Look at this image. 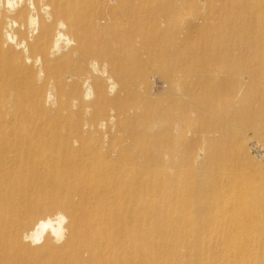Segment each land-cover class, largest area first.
I'll return each mask as SVG.
<instances>
[{
  "label": "bare ground",
  "instance_id": "bare-ground-1",
  "mask_svg": "<svg viewBox=\"0 0 264 264\" xmlns=\"http://www.w3.org/2000/svg\"><path fill=\"white\" fill-rule=\"evenodd\" d=\"M154 1L0 0V264H264V174L249 189L231 173L224 183L209 174L229 163L214 152L189 173L185 187L172 192L171 177L149 185L142 171L125 166L126 151L111 148L115 162L99 147L97 158L90 157L91 136L119 115L118 102L92 81L126 68L125 50L133 42L115 33L121 27L113 12L137 15L139 5ZM234 3L238 14L230 12L221 23L225 54L215 76L258 86L262 109L264 0ZM187 12L182 29L194 17L193 9ZM111 78L110 86L116 85ZM11 95L35 99L30 110L37 116H47V106L58 102L56 115H66L65 128L29 130L30 122L19 121L23 105ZM230 120L236 129L243 126L232 111ZM191 127L183 138H207ZM234 136L243 145L240 132ZM89 168L93 176L85 177ZM149 191L183 198L177 202L180 233L160 236L165 242L159 248L167 251L157 255L143 233ZM123 215L132 230L120 227Z\"/></svg>",
  "mask_w": 264,
  "mask_h": 264
},
{
  "label": "rangeland",
  "instance_id": "rangeland-1",
  "mask_svg": "<svg viewBox=\"0 0 264 264\" xmlns=\"http://www.w3.org/2000/svg\"><path fill=\"white\" fill-rule=\"evenodd\" d=\"M159 1L165 7L160 8ZM138 7L137 15L113 10L114 22L121 27L115 33L123 39L132 38L133 42L125 50L126 68L109 69L106 75H98L92 81L93 85H104L109 98L118 102L115 113L119 115L116 114L113 125L107 124L89 139L91 159L97 158L98 147L102 155L114 162L117 155L111 148L126 151L130 160L124 165L142 171L149 185L159 178L171 177L174 187L169 190L179 192L190 181L189 173L219 152L229 163L223 162L226 167L221 174L208 171L210 176H220L227 183L226 174H235L244 182V189L252 188L264 174V112H261L264 107L260 106L263 91L247 81L245 85L237 84L234 78L218 80L215 76L225 54L219 45L224 37L221 23L230 12L238 14L234 0H155ZM191 9L194 17L182 29L184 16ZM109 76L113 83L117 80L116 85L111 84L113 89ZM11 96L12 101L20 100L23 105L19 121L30 122L29 130L42 129L50 134L54 129L65 128L66 115L63 118L56 115L58 102L47 106L48 115L44 117L30 110L35 99ZM231 111L242 121L240 128L236 129L230 120ZM188 126H192L193 132L202 130L207 138L194 133L183 138ZM235 132H240L243 145L235 139ZM257 144L256 152L252 146ZM164 151L168 157L156 160ZM150 153L155 159L152 162L147 160ZM92 171L90 168L84 171V176H93ZM166 192L149 191L144 198L143 233L151 252L152 245L157 246L153 255L167 251L159 248L165 242L160 236L180 233L176 221L181 212L177 202L183 198H172ZM123 218L120 227L132 230L131 219L125 215ZM152 254L148 257L150 261L154 258Z\"/></svg>",
  "mask_w": 264,
  "mask_h": 264
},
{
  "label": "built area",
  "instance_id": "built-area-1",
  "mask_svg": "<svg viewBox=\"0 0 264 264\" xmlns=\"http://www.w3.org/2000/svg\"><path fill=\"white\" fill-rule=\"evenodd\" d=\"M257 149H258V144L257 145H253L252 146V150L256 151L257 152Z\"/></svg>",
  "mask_w": 264,
  "mask_h": 264
}]
</instances>
